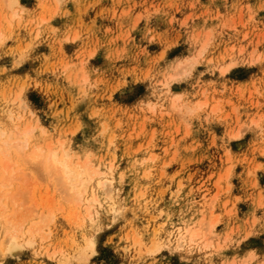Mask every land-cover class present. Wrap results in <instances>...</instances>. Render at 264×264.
Returning a JSON list of instances; mask_svg holds the SVG:
<instances>
[{
  "label": "rangeland",
  "instance_id": "1",
  "mask_svg": "<svg viewBox=\"0 0 264 264\" xmlns=\"http://www.w3.org/2000/svg\"><path fill=\"white\" fill-rule=\"evenodd\" d=\"M20 2L10 28L0 7V107L21 91V125L39 121L82 156L113 162L126 207L82 225L43 175L23 198L40 214L54 204L52 233L4 263L264 264V0ZM211 211L213 245L178 248V226ZM93 234L96 251L79 256Z\"/></svg>",
  "mask_w": 264,
  "mask_h": 264
},
{
  "label": "bare ground",
  "instance_id": "2",
  "mask_svg": "<svg viewBox=\"0 0 264 264\" xmlns=\"http://www.w3.org/2000/svg\"><path fill=\"white\" fill-rule=\"evenodd\" d=\"M0 7L9 10V14L5 16L4 20H6L8 28H10L13 20L18 19L21 15L23 4L20 0H0ZM6 10L2 12V15H4V12L6 13ZM1 26L2 23L0 22V39L6 34L3 33L4 29L3 31L1 30ZM205 48L206 44H203L199 54L204 52ZM191 59H187L188 63L190 61L191 63L193 62V58ZM182 64L183 62L181 61L177 67H182ZM232 65L233 63L222 65V73L229 70ZM180 97L181 94L178 93L172 97L171 104L177 109H181V106L177 105L181 99ZM207 102L201 99L196 102L197 106H194L201 108ZM3 104L4 106L0 107V264H5L3 259H1L4 255L10 254L15 258L20 257L24 248L39 245L41 243L39 242L40 240L42 242L45 239L47 240L52 233L48 226L55 217L54 204L47 207L48 211H44L45 213L42 212L43 210L41 211L43 207L39 208L41 214L40 212H37L39 213L37 214L34 208L39 206L37 205L39 203L36 204L37 201L29 196L30 199L28 198V200H33V202L31 201L32 205L29 203L30 206H27L29 204H27L26 198H23L25 191L32 195L29 191H34L38 178L40 177L41 180L43 175L50 184H53L56 191L61 192V199L81 209V214H79L81 216L80 224L83 225L86 222L93 224L95 219L100 216L103 208H108L106 210L110 215V219L116 220L120 217L126 204L119 198L121 183L115 177L116 167H114L115 164H112L113 162L106 164L103 159H99L96 162L91 152H86L82 156L76 152V149L66 138L47 134L45 127L39 121L32 122L30 118L24 125H21V119L24 117L21 108L25 107L21 91L17 93L12 101L8 100ZM187 108L191 110L193 106ZM4 114L5 117H8V121L7 118L6 120L1 118L4 117ZM40 128L42 135L38 133ZM103 130L105 128L102 129V132ZM236 136L238 134H234V137ZM150 160H154V157L144 158L143 162ZM59 203L62 204L61 207L64 206L62 200L58 202V205ZM218 216V214L211 211V215L208 217L202 214L198 216V220L194 219L196 221L190 220L185 222V224L181 222L182 225L178 226L177 232L174 231L176 233V246L178 248L182 246H199L203 249L211 247L213 245L211 238L214 235L215 225L219 220ZM138 236H135L133 243L141 245L142 240ZM173 240H175V237ZM96 242V234L87 236L78 249L79 256L87 258L90 253H94L96 251ZM155 245L153 244L154 249L150 246L148 249L145 244L144 247L146 250L148 249V252L158 251L160 246L157 248ZM48 248H44L47 255L54 257L56 260L58 259L60 263L63 258L69 261L71 255L68 257L63 254V249L56 248L50 251ZM63 261L65 263L66 260L64 259Z\"/></svg>",
  "mask_w": 264,
  "mask_h": 264
}]
</instances>
